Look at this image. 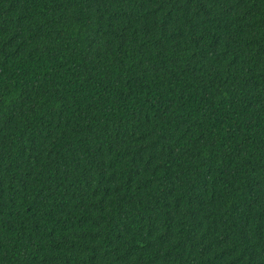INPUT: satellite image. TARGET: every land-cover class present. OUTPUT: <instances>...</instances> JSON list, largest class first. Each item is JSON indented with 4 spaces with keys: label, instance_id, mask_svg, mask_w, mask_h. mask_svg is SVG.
I'll return each mask as SVG.
<instances>
[{
    "label": "trees",
    "instance_id": "1",
    "mask_svg": "<svg viewBox=\"0 0 264 264\" xmlns=\"http://www.w3.org/2000/svg\"><path fill=\"white\" fill-rule=\"evenodd\" d=\"M0 264H264V0H0Z\"/></svg>",
    "mask_w": 264,
    "mask_h": 264
}]
</instances>
